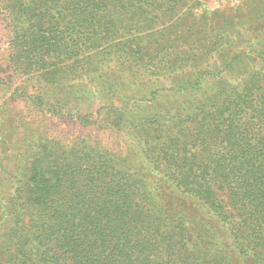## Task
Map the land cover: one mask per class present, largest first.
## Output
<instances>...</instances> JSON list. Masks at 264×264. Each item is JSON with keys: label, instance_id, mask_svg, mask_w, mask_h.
<instances>
[{"label": "trees", "instance_id": "trees-1", "mask_svg": "<svg viewBox=\"0 0 264 264\" xmlns=\"http://www.w3.org/2000/svg\"><path fill=\"white\" fill-rule=\"evenodd\" d=\"M204 1L0 0V94L121 144L0 96V264H264V0Z\"/></svg>", "mask_w": 264, "mask_h": 264}, {"label": "rangeland", "instance_id": "rangeland-1", "mask_svg": "<svg viewBox=\"0 0 264 264\" xmlns=\"http://www.w3.org/2000/svg\"><path fill=\"white\" fill-rule=\"evenodd\" d=\"M200 8H208L210 10L224 8L225 5L228 7L235 6L238 0H205ZM4 19L0 16V61L3 62L6 57V49H5V40H6V32L4 31ZM5 63V62H4ZM7 68L4 66L1 70V80L5 82L4 88L7 89L6 94H0L1 97H4L7 100V108L11 110V114L13 116V120H18L19 115H17V110H22V113H26L30 115L29 122L35 125V128L40 130L42 135H46L53 140L60 141L62 144L70 145L75 140L89 137L94 142H100L102 145L118 148L121 144L116 141L113 136L108 132H98L95 131V125L91 128H84L79 123L73 120H63L60 118H55L50 115H45L40 112H30L27 107V101L22 97H17L14 101L11 96L13 88L17 87L20 83V78L16 76H12L9 72H6ZM7 83V84H6ZM115 105V104H114ZM116 106V105H115ZM100 105H96L92 107V110L95 108H99ZM32 110H35L32 108Z\"/></svg>", "mask_w": 264, "mask_h": 264}]
</instances>
